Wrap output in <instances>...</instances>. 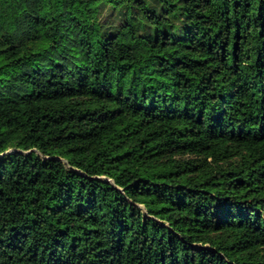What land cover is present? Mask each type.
<instances>
[{"label":"trees","instance_id":"obj_1","mask_svg":"<svg viewBox=\"0 0 264 264\" xmlns=\"http://www.w3.org/2000/svg\"><path fill=\"white\" fill-rule=\"evenodd\" d=\"M0 264H264V0H0Z\"/></svg>","mask_w":264,"mask_h":264},{"label":"rangeland","instance_id":"obj_2","mask_svg":"<svg viewBox=\"0 0 264 264\" xmlns=\"http://www.w3.org/2000/svg\"><path fill=\"white\" fill-rule=\"evenodd\" d=\"M61 11L67 13L65 4L61 5ZM100 53V46L93 34H87L79 25L72 26L67 34L60 40L53 55L55 65L63 63L74 70H87L91 64L97 62V54Z\"/></svg>","mask_w":264,"mask_h":264}]
</instances>
